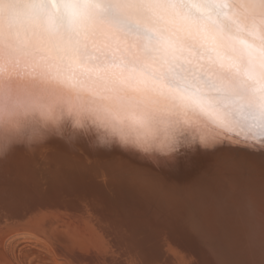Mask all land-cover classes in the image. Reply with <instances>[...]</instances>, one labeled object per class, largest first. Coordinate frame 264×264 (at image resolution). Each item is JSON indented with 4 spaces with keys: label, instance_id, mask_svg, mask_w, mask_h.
<instances>
[{
    "label": "clouds",
    "instance_id": "obj_1",
    "mask_svg": "<svg viewBox=\"0 0 264 264\" xmlns=\"http://www.w3.org/2000/svg\"><path fill=\"white\" fill-rule=\"evenodd\" d=\"M264 128V0H0V161L119 150L167 168Z\"/></svg>",
    "mask_w": 264,
    "mask_h": 264
},
{
    "label": "bare ground",
    "instance_id": "obj_2",
    "mask_svg": "<svg viewBox=\"0 0 264 264\" xmlns=\"http://www.w3.org/2000/svg\"><path fill=\"white\" fill-rule=\"evenodd\" d=\"M234 139L241 145V150H245L244 145L248 142L239 137ZM48 148L57 150H50L41 158L40 154L28 155L23 149H16L7 159L0 161V187L7 183L15 196L7 205V212L0 202V231L2 223L11 226V222L19 220L16 223L20 228L18 233L41 239L69 264H132V253L136 251L132 243L134 237L146 231L149 225L156 224L162 214L161 209L152 207L157 191L143 182L136 186L134 182L131 184L120 180H114L111 184H75L65 171L63 162L81 161L79 153L65 148L58 140L51 141ZM85 150L93 159L127 161L142 177L147 174L153 178L163 175L171 181L191 183L198 174L195 168L181 173L170 171L119 150L96 153L89 152L87 148ZM60 152L64 154L60 155ZM42 161L45 166L40 170L32 165ZM103 166L118 168V163ZM51 172L58 173L63 182L53 179ZM234 179L237 184L251 188L257 202L256 215L249 218L241 203L238 217L232 200L218 205L221 227L215 236L216 243H228L232 257L241 264L247 261L259 264L262 258L259 245L264 235V207L260 204L264 197V181L259 176H249L247 173H236ZM46 184H54L53 190L46 187L43 190L42 185ZM82 195L95 197L103 203L104 208L85 207L78 199ZM177 206V209L184 211L183 206ZM11 227L12 230L17 229ZM252 228L257 237L254 252L248 248V232ZM4 241L0 232V264H13L5 254ZM150 252L158 264H199L205 258V249L198 238L182 224H176L171 236H154Z\"/></svg>",
    "mask_w": 264,
    "mask_h": 264
},
{
    "label": "snow or ice",
    "instance_id": "obj_3",
    "mask_svg": "<svg viewBox=\"0 0 264 264\" xmlns=\"http://www.w3.org/2000/svg\"><path fill=\"white\" fill-rule=\"evenodd\" d=\"M234 137L248 142L244 145L245 150H241V145ZM64 147L67 148L65 145ZM85 149L86 147L81 145L80 150L73 151L79 153L82 172H88L94 166L118 163V169L105 168V171H112L113 180H119L123 174H131L142 180L146 179L127 161L121 159L112 162L93 159ZM50 150L56 151L57 149L48 148L47 152ZM59 154L63 155L64 153L60 152ZM167 168L177 173L186 169H197V178L191 183H178L163 175L150 178L147 182L155 191L159 192L167 207L183 206L184 215L181 217V223L198 238L201 246L205 249V258L201 259L199 264H241L240 261L232 257L228 243H216L215 236L221 227V220L219 216L210 215L209 208L213 204L220 205L225 201L232 200L234 202L233 209L238 217L241 203L244 205L247 216L255 217L257 202L254 194L247 185L237 184L234 174L247 173L249 176H259L264 181V128L253 129L246 134L226 135L203 146L195 145L181 154L175 163ZM50 175L53 179L63 182L58 173L51 172ZM14 199V193L10 191L7 183L0 187V202L5 205V212H7L9 202ZM78 199L85 207L104 208L103 203L95 197L90 198L87 195H82ZM260 204L264 207V197L261 198ZM175 228V220L169 213L162 214L156 224L149 225L146 231L138 233L132 241L136 248V251L132 253V264H158L150 252L152 238L164 234L171 236ZM124 232L127 234L126 229ZM256 239L255 229L252 228L248 232L250 252L255 250ZM259 247L262 257L259 264H264V235L261 237ZM244 264H256V262L247 261Z\"/></svg>",
    "mask_w": 264,
    "mask_h": 264
},
{
    "label": "water",
    "instance_id": "obj_4",
    "mask_svg": "<svg viewBox=\"0 0 264 264\" xmlns=\"http://www.w3.org/2000/svg\"><path fill=\"white\" fill-rule=\"evenodd\" d=\"M64 163V168H65V171L68 172L71 177H72V180L74 181L73 183H78V184H91L90 182L92 183H101L103 182L104 184H111L114 182L113 178H112V171H105V168H108V167H104V166H94V167H91V170H89L88 172H82L80 169H81V161H78V160H69L68 162H63ZM33 166H37V168L40 170L42 168H44L45 164L44 162H37V163H32ZM131 166V165H130ZM133 167V166H132ZM118 169V168H117ZM146 179L142 180L136 176H133L131 174H123L121 176V178L119 179L121 182H124V183H128L130 182L132 184V182H134V184H136V186H138V183H146L148 186H150V184L147 182L150 178H153L151 175H145ZM51 186V187H50ZM52 186H54V184H46L45 186L42 185V189L44 190V187H46L48 190H53L52 189ZM150 188L152 189V187L150 186ZM51 204H53V202H50ZM153 208H158V209H161L162 211V214L163 215H167L169 213H171V216L174 218L175 220V223L176 224H182L181 223V217L184 215V211L181 210L180 208L177 209V205L176 207H167L164 203V201L161 199V196L159 194V192H156L155 194V198L153 200ZM224 203V202H223ZM217 206L216 204H213L210 208H209V213L210 215L212 216H218L217 212H218V209H217ZM168 208V209H167ZM53 209V207L51 208ZM173 211V212H170V211ZM157 211V210H156ZM160 214V212H159ZM161 214V215H162ZM230 214V213H229ZM228 213H226V215H229ZM160 215V216H161ZM12 224H10L11 226H15L17 229L16 230H12L11 226H8L6 224V226H8L9 228H6L5 226V223H2V226H1V235L3 234L4 236V240H6L7 238H9V236L11 235H14L16 233L19 232L20 228H19V225L16 224V223H19V220H16L15 222H11ZM183 225V224H182Z\"/></svg>",
    "mask_w": 264,
    "mask_h": 264
},
{
    "label": "rangeland",
    "instance_id": "obj_5",
    "mask_svg": "<svg viewBox=\"0 0 264 264\" xmlns=\"http://www.w3.org/2000/svg\"><path fill=\"white\" fill-rule=\"evenodd\" d=\"M5 254L13 264H67L41 239L16 233L4 241ZM69 264V263H68Z\"/></svg>",
    "mask_w": 264,
    "mask_h": 264
}]
</instances>
